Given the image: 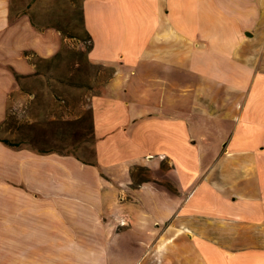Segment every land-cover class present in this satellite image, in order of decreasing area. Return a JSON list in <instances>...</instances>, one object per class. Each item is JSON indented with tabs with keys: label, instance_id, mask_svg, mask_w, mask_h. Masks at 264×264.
Instances as JSON below:
<instances>
[{
	"label": "crops",
	"instance_id": "0c3cea01",
	"mask_svg": "<svg viewBox=\"0 0 264 264\" xmlns=\"http://www.w3.org/2000/svg\"><path fill=\"white\" fill-rule=\"evenodd\" d=\"M0 0L9 99L73 38ZM93 156L0 136V264H264V0H80ZM115 239V240H114ZM112 252V249H111Z\"/></svg>",
	"mask_w": 264,
	"mask_h": 264
},
{
	"label": "rangeland",
	"instance_id": "374dc122",
	"mask_svg": "<svg viewBox=\"0 0 264 264\" xmlns=\"http://www.w3.org/2000/svg\"><path fill=\"white\" fill-rule=\"evenodd\" d=\"M17 4L29 5L40 23L56 22L63 29L80 23V0H17ZM78 33L81 39H71L58 56L40 62L39 73L27 79L9 99L7 117L0 126L1 137L30 148L56 149L83 160L91 158L90 101L111 73L88 61L89 42L80 30ZM108 247L110 253L120 255L121 264H131L146 246L124 236L121 243L113 241Z\"/></svg>",
	"mask_w": 264,
	"mask_h": 264
},
{
	"label": "trees",
	"instance_id": "16d2710c",
	"mask_svg": "<svg viewBox=\"0 0 264 264\" xmlns=\"http://www.w3.org/2000/svg\"><path fill=\"white\" fill-rule=\"evenodd\" d=\"M10 2H11L10 3V19L15 18L20 13H27V14H29L30 20H31L32 24L35 27H37V28H43L45 26H53L57 30H59L60 33L64 37H68V38L81 39V34L78 33V30H80L82 32V34H83V38L89 42V46H88V50H89L91 38H90V36L88 35V33L86 32V30L84 28L83 21H82V16H81V9H80V20H79L80 23H79V25L76 26V27H74V28L71 27V28H68V29H63V26L60 25V24H58V23H56V22H52V21H50L49 23H40V22H38L36 20L35 16L29 11V5H19V4H17V0H11ZM65 33H67V34H65ZM42 61H46V60H40V61H37L36 62L38 67H39V63L42 62ZM38 73H39V68L37 69L35 75H37ZM64 123L65 124H71L72 121H64ZM90 129H91V133H92V117H91V126H90ZM92 138H93V133H92ZM2 142L4 144L8 145V146H20V144H21V142L11 141L8 138H2ZM32 149L33 150H36L38 152L55 151V152H57L59 154H64L63 152L57 151L56 149H38V148H32ZM91 155L93 156V151H91Z\"/></svg>",
	"mask_w": 264,
	"mask_h": 264
}]
</instances>
